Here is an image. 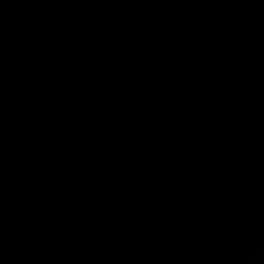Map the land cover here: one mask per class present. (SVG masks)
Masks as SVG:
<instances>
[{"label": "water", "instance_id": "95a60500", "mask_svg": "<svg viewBox=\"0 0 264 264\" xmlns=\"http://www.w3.org/2000/svg\"><path fill=\"white\" fill-rule=\"evenodd\" d=\"M0 264H264V0H0Z\"/></svg>", "mask_w": 264, "mask_h": 264}]
</instances>
